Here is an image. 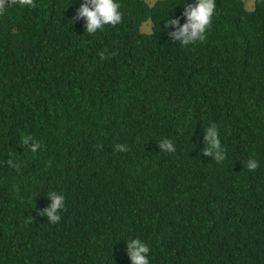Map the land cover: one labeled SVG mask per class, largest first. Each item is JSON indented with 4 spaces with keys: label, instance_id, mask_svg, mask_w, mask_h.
<instances>
[{
    "label": "trees",
    "instance_id": "1",
    "mask_svg": "<svg viewBox=\"0 0 264 264\" xmlns=\"http://www.w3.org/2000/svg\"><path fill=\"white\" fill-rule=\"evenodd\" d=\"M116 2L122 22L95 34L74 19L83 0L0 15V264H131L133 238L150 264H264V0H215L188 46L165 24L195 0ZM213 123L222 164L202 154ZM50 191L59 223L38 215Z\"/></svg>",
    "mask_w": 264,
    "mask_h": 264
},
{
    "label": "clouds",
    "instance_id": "2",
    "mask_svg": "<svg viewBox=\"0 0 264 264\" xmlns=\"http://www.w3.org/2000/svg\"><path fill=\"white\" fill-rule=\"evenodd\" d=\"M12 5H19L21 7L35 8V0H0V15H3L6 10ZM216 14L215 0H195L194 3L186 4L182 12L185 17V22L180 23L179 18L168 19L165 27L172 26L174 29L168 33L169 39L172 41H179L182 46L196 44L206 39V33L211 27L212 19ZM75 20L83 19L85 23V32L88 34H95L98 30H103L105 25L115 27L120 24L123 19V14L120 11V4L116 0H83L76 10ZM101 60L108 59L110 56H115V52L105 53L102 51L98 53ZM205 147L202 150L204 156H209L218 164H222L227 156L226 151L222 147L219 138V131L216 124H211L204 130L203 136ZM20 144L26 146L32 153H36L41 145L35 141L31 135H24ZM161 151L167 153H175L176 147L172 140L168 138L161 139L158 143ZM102 150V145L98 146ZM115 152H127L129 150L126 144L116 143L113 146ZM7 164L20 170L18 163H13L11 159ZM244 167L249 171H255L259 167V162L256 159H248ZM50 203L38 212L40 216H46L50 223H59L61 210L65 208V197L57 191H50L47 194ZM31 221L33 218L31 217ZM127 256L131 264H150L149 253L150 247L139 238H133L126 241Z\"/></svg>",
    "mask_w": 264,
    "mask_h": 264
},
{
    "label": "rangeland",
    "instance_id": "3",
    "mask_svg": "<svg viewBox=\"0 0 264 264\" xmlns=\"http://www.w3.org/2000/svg\"><path fill=\"white\" fill-rule=\"evenodd\" d=\"M149 5H153L156 0H145ZM247 10H252L254 7V0H243ZM152 30V23L150 20L143 22L140 26V31L143 33H150Z\"/></svg>",
    "mask_w": 264,
    "mask_h": 264
}]
</instances>
